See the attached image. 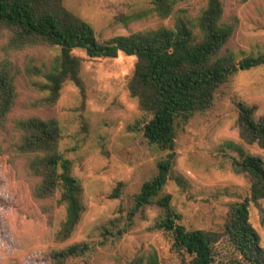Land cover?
<instances>
[{
	"label": "rangeland",
	"instance_id": "obj_1",
	"mask_svg": "<svg viewBox=\"0 0 264 264\" xmlns=\"http://www.w3.org/2000/svg\"><path fill=\"white\" fill-rule=\"evenodd\" d=\"M66 9L87 22L98 40L132 31L171 26L174 15L195 18L205 0H182L173 15L153 13L131 18L149 8V0H62ZM224 20L234 23L226 44L237 58L264 53V0H223ZM58 53L43 46L12 50L7 33L0 31V64H8L14 76L16 97L5 119L0 120V264H49L52 250L85 242L88 250L71 258L76 264H125L136 255L154 249L161 264H187L188 255L172 246L170 232L153 227L161 213L156 205L141 207L128 219L133 196L143 182L157 172V162L170 151L149 143L130 126L141 118L137 101L127 91L135 57L118 52L116 57L89 58L81 48L71 54L80 59L83 95L65 81L57 101L42 103L37 83ZM236 101L256 106L264 116V66L237 70L223 83L212 105L176 122L174 157L163 191L179 214L176 222L188 229L219 230L228 204L248 193L249 182L234 173L228 156L238 147L259 154L264 149L239 139ZM55 118L62 129L59 143L71 160L72 173L83 189L84 210L69 238L56 232L64 217L58 192L46 199L34 196L39 178L28 167L30 154L18 150L20 132L15 122L29 116ZM119 186V195L110 197ZM250 206L249 220L264 242V199Z\"/></svg>",
	"mask_w": 264,
	"mask_h": 264
},
{
	"label": "trees",
	"instance_id": "obj_2",
	"mask_svg": "<svg viewBox=\"0 0 264 264\" xmlns=\"http://www.w3.org/2000/svg\"><path fill=\"white\" fill-rule=\"evenodd\" d=\"M182 0H149V8L134 13L137 18L153 13L160 18L174 14ZM234 23L224 20L223 0H205V6L193 19L174 15L171 26H159L116 35L104 41L97 39L93 28L66 9L62 0H0V31L7 33V46L12 50L43 46L55 48L46 71L37 83L44 93L42 103L54 104L65 81L75 85L83 95L79 74L80 59L71 54L81 48L89 58L116 57L118 52L135 57L133 71L126 88L136 99L142 116L129 128L158 148L170 151L157 162V172L143 182L133 196L128 219L143 206L156 205L161 213L153 227L170 232L172 246L188 255L187 264H264V242L249 220L250 206L259 207L264 199V159L238 147V155L228 156L230 168L249 182L248 193L228 204L219 230L188 229L176 222L179 214L170 203L163 187L170 176L174 157L176 122L187 120L194 112L208 109L216 90L237 70L264 66V53L237 58L226 44L234 31ZM16 97L14 76L8 64H0V120L6 118ZM239 139L264 149V116L256 106L235 102ZM20 132L18 150L30 154L28 167L39 178L34 187L37 199L58 192L57 202L64 207V217L56 238L70 237L84 210L83 189L72 173V163L60 148L62 129L53 118L29 116L15 122ZM118 184L110 197L119 195ZM264 214V208L260 207ZM89 246L74 242L49 253V264H76L71 260L82 255ZM125 264H161L154 249L136 255Z\"/></svg>",
	"mask_w": 264,
	"mask_h": 264
}]
</instances>
